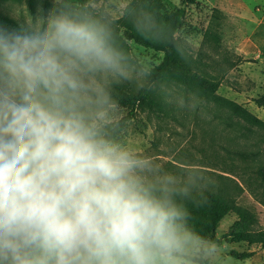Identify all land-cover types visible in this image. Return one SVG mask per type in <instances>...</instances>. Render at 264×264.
Wrapping results in <instances>:
<instances>
[{
  "label": "clouds",
  "instance_id": "1",
  "mask_svg": "<svg viewBox=\"0 0 264 264\" xmlns=\"http://www.w3.org/2000/svg\"><path fill=\"white\" fill-rule=\"evenodd\" d=\"M142 38L175 42L147 4L116 0ZM34 22L0 27V264H217L191 223L211 180L169 168L124 138L116 88L151 75L111 11L52 0Z\"/></svg>",
  "mask_w": 264,
  "mask_h": 264
},
{
  "label": "rangeland",
  "instance_id": "2",
  "mask_svg": "<svg viewBox=\"0 0 264 264\" xmlns=\"http://www.w3.org/2000/svg\"><path fill=\"white\" fill-rule=\"evenodd\" d=\"M152 1L132 0V7ZM89 3L96 9L111 11L120 34L131 24L119 8H110L116 0ZM158 4L165 16L184 6L183 0H158ZM51 7L52 0H0V27L26 26L43 14L41 9ZM177 34L185 60L193 70L217 84L215 94L243 105L259 121L235 113L224 102L193 87L169 79L149 83V77L144 85L149 83L163 107L139 104L134 117L127 121L124 138L137 152L151 155L169 168L185 164L202 168L211 180L202 192L211 191L230 205L249 211L256 220L251 231L262 230L264 107L254 100L264 93V0H194L186 6ZM126 43L151 73L163 59L160 51L133 40ZM121 86L134 91L141 88L134 83ZM119 108L120 118L131 110L130 106ZM238 221V215L231 211L219 223L217 236L222 243L218 244L221 255L217 264H264L261 245L223 238ZM231 251L255 255L241 260L232 257Z\"/></svg>",
  "mask_w": 264,
  "mask_h": 264
},
{
  "label": "trees",
  "instance_id": "3",
  "mask_svg": "<svg viewBox=\"0 0 264 264\" xmlns=\"http://www.w3.org/2000/svg\"><path fill=\"white\" fill-rule=\"evenodd\" d=\"M90 1L91 0H82V3H89ZM189 3H194V0H183L184 6L167 16L160 13L158 0H153L152 3L144 4H147L156 12L159 20L168 30L177 33L182 26L183 18L186 14V6ZM30 5H33L32 1H30ZM118 33L126 47H128L126 41L133 40L138 45L163 53V59L153 69L149 78V83L159 79L175 80L181 84L197 89L205 96L224 102L235 113L241 114L252 121H259L255 116L250 114L243 105L222 99L220 96L216 95L217 84L209 80L206 76L193 70L185 58L178 53L175 42L171 40L157 42L142 38L135 33L131 24L127 26L123 35L120 34L119 29ZM149 83L136 91L121 85L117 86L116 98L118 104L131 107L130 112L121 118L123 131L126 129L128 119L134 117L135 110L139 104L146 103L158 108L163 107L161 100L155 97L151 92ZM254 101L259 107H264V93ZM261 173L264 177V168L261 170ZM187 206L191 212V223L194 227L206 237L214 240L217 244L222 243L221 238L217 236L219 223L229 212L234 211L238 215L239 221L236 222L234 229L225 234L223 238L232 237L236 241H246L250 245L257 244L264 248V229L257 232L251 231V226L256 220L255 216L249 211L235 205H230L211 191H204L202 195H197L196 202H189ZM230 255L236 259L244 260L255 255V252L231 251Z\"/></svg>",
  "mask_w": 264,
  "mask_h": 264
}]
</instances>
